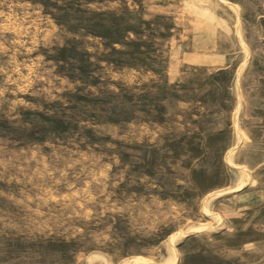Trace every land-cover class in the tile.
Wrapping results in <instances>:
<instances>
[{"label": "rangeland", "instance_id": "rangeland-1", "mask_svg": "<svg viewBox=\"0 0 264 264\" xmlns=\"http://www.w3.org/2000/svg\"><path fill=\"white\" fill-rule=\"evenodd\" d=\"M171 258L264 264V0H0V264Z\"/></svg>", "mask_w": 264, "mask_h": 264}, {"label": "bare ground", "instance_id": "bare-ground-1", "mask_svg": "<svg viewBox=\"0 0 264 264\" xmlns=\"http://www.w3.org/2000/svg\"><path fill=\"white\" fill-rule=\"evenodd\" d=\"M138 261H141V260L140 259H138V260H131V261L127 262L126 264H133L134 262H138ZM173 263H174V259L171 258V259L166 260V262L163 263V264H173Z\"/></svg>", "mask_w": 264, "mask_h": 264}]
</instances>
